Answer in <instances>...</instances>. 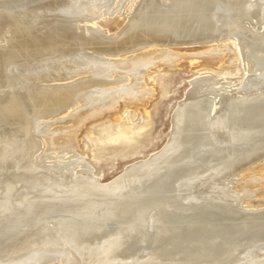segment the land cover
<instances>
[{
	"label": "bare ground",
	"instance_id": "6f19581e",
	"mask_svg": "<svg viewBox=\"0 0 264 264\" xmlns=\"http://www.w3.org/2000/svg\"><path fill=\"white\" fill-rule=\"evenodd\" d=\"M120 13L109 36L100 21ZM191 45L212 48L169 52ZM183 58L198 77L166 145L100 183L78 133L123 104L93 140L132 148L146 75ZM259 162L264 0H0V264H264V191L226 186Z\"/></svg>",
	"mask_w": 264,
	"mask_h": 264
},
{
	"label": "rangeland",
	"instance_id": "374dc122",
	"mask_svg": "<svg viewBox=\"0 0 264 264\" xmlns=\"http://www.w3.org/2000/svg\"><path fill=\"white\" fill-rule=\"evenodd\" d=\"M114 16L106 17L103 21H100V24L110 31L108 33V35L110 34L109 36H112L116 31L121 29L126 22L125 14L120 13ZM209 47L208 45L171 46L169 52L180 55H193L212 48ZM213 64H215L217 74L239 80L244 76L242 73V64L240 63L229 66L224 62L217 61ZM196 76L198 77V74L194 66L185 58L180 59L177 67L174 69L164 70L160 65H157L146 75L144 82L153 90V94L145 109L139 108L135 110L131 108L129 112L134 125H146L143 131L137 136L132 148H126L119 144H100L93 140L98 136L101 128L107 126L113 127L114 119L123 116L125 112L123 104H119L116 110L98 119L89 121L82 127L76 139L77 153L80 152L79 154L85 156L87 163L92 165L95 175L100 177V183L111 182L121 175L127 165L147 160L150 154L161 150L166 145L170 136L173 116L180 103L184 101L185 94L190 89V82L197 78ZM114 86L110 85L108 87ZM55 120L50 121L55 122ZM40 121L50 122L49 119ZM36 138L34 137V140L39 142V138ZM260 176L263 177L261 178ZM256 179L258 180L256 181ZM258 181L261 182L258 183ZM226 186L229 189L233 187L237 190H249L262 193L264 191V162H259L246 168L245 172L242 171L237 177L231 178ZM250 199L264 200V195ZM260 204L263 205L264 203ZM67 257L62 258L59 262L48 258L43 260L44 263L41 262V264H57V262L58 264H85L82 258L74 254H69Z\"/></svg>",
	"mask_w": 264,
	"mask_h": 264
}]
</instances>
